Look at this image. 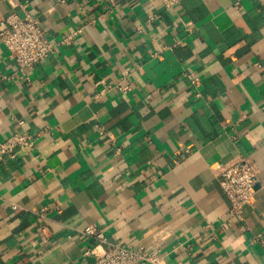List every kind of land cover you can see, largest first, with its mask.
Segmentation results:
<instances>
[{
    "label": "crops",
    "instance_id": "obj_1",
    "mask_svg": "<svg viewBox=\"0 0 264 264\" xmlns=\"http://www.w3.org/2000/svg\"><path fill=\"white\" fill-rule=\"evenodd\" d=\"M20 3L56 45L25 80L0 43V141L34 136L0 161V264L92 262L87 224L159 264H264V0H0V20ZM240 159L238 219L218 180Z\"/></svg>",
    "mask_w": 264,
    "mask_h": 264
},
{
    "label": "built area",
    "instance_id": "obj_2",
    "mask_svg": "<svg viewBox=\"0 0 264 264\" xmlns=\"http://www.w3.org/2000/svg\"><path fill=\"white\" fill-rule=\"evenodd\" d=\"M165 7L171 6L175 0H162ZM22 14L9 12L0 20V43L4 44L8 58L15 65V74L18 78L28 80L29 71L33 66L47 57L55 48L45 29L40 25L37 17L33 16L26 4L20 3ZM155 17V16H154ZM69 37L61 42L68 41ZM12 74H1L0 80H7ZM192 84H197V78H191ZM111 87L125 91L127 85L103 84L102 90ZM100 132H102L100 130ZM34 144V136L27 129H20L7 135L0 141V161L4 158H15L21 152L29 151ZM256 176L250 164L245 159H240L235 164L225 168L218 180L219 188L228 201L227 214L240 219L243 209L254 199ZM43 211L38 212L43 217ZM80 233L96 240L89 246L85 255L92 257V262L82 264H159L152 252L147 251L143 245L135 247L117 242H108L103 234L92 224H87Z\"/></svg>",
    "mask_w": 264,
    "mask_h": 264
},
{
    "label": "water",
    "instance_id": "obj_3",
    "mask_svg": "<svg viewBox=\"0 0 264 264\" xmlns=\"http://www.w3.org/2000/svg\"><path fill=\"white\" fill-rule=\"evenodd\" d=\"M93 260V259H92Z\"/></svg>",
    "mask_w": 264,
    "mask_h": 264
}]
</instances>
